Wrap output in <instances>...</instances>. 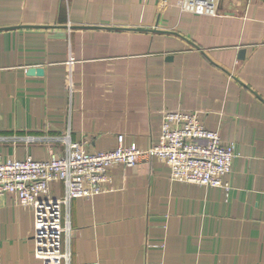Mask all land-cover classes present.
I'll use <instances>...</instances> for the list:
<instances>
[{"label": "crops", "instance_id": "0c3cea01", "mask_svg": "<svg viewBox=\"0 0 264 264\" xmlns=\"http://www.w3.org/2000/svg\"><path fill=\"white\" fill-rule=\"evenodd\" d=\"M178 3L0 0L2 160L121 135L147 151L166 112L235 145L228 191L172 182L156 158L109 168L102 194L71 202L69 264H264V0H217L215 16ZM32 235V209L1 196L0 264H42Z\"/></svg>", "mask_w": 264, "mask_h": 264}, {"label": "built area", "instance_id": "2783aa9c", "mask_svg": "<svg viewBox=\"0 0 264 264\" xmlns=\"http://www.w3.org/2000/svg\"><path fill=\"white\" fill-rule=\"evenodd\" d=\"M217 0H179L182 12L217 15ZM71 61H69L70 63ZM62 155L45 160H2L0 197L13 195L33 212L35 257L42 264H69V208L76 199H92L110 183L109 168L134 167L143 158H156L168 166L170 181L229 190L227 177L235 158L234 143L223 142L217 131L206 130L196 113L166 112L161 120L158 144L142 151L117 137L115 148L88 153L81 143L65 142ZM60 183L63 194L54 197L51 185ZM96 264V263H94Z\"/></svg>", "mask_w": 264, "mask_h": 264}, {"label": "water", "instance_id": "95a60500", "mask_svg": "<svg viewBox=\"0 0 264 264\" xmlns=\"http://www.w3.org/2000/svg\"><path fill=\"white\" fill-rule=\"evenodd\" d=\"M136 30H144V29H136ZM156 31V30H153ZM241 55H243V52H241ZM28 75H42L43 74V70L42 69H38V68H30L27 71Z\"/></svg>", "mask_w": 264, "mask_h": 264}]
</instances>
